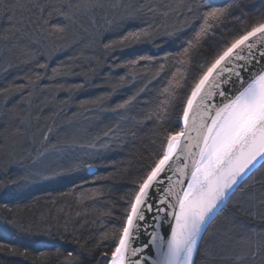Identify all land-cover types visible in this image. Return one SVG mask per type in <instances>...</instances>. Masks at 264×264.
Here are the masks:
<instances>
[{"label": "trees", "instance_id": "trees-1", "mask_svg": "<svg viewBox=\"0 0 264 264\" xmlns=\"http://www.w3.org/2000/svg\"><path fill=\"white\" fill-rule=\"evenodd\" d=\"M46 2L58 6L67 0ZM103 2L108 6L104 11L80 16L74 24L53 12L51 22L69 23V29L65 34L44 36L33 45L35 59L0 38V193H18L14 200L0 199V239L10 245H30L27 256L0 250V264H64L69 251L83 264L109 259L114 225L119 220L107 213L122 211L121 197L155 159L165 129L174 126L168 121L180 125L179 107L163 123L157 122L156 113L163 115L159 105L164 89L179 93L180 103L218 51L250 30L254 17L264 12V0H211L215 6L232 3L233 18L208 28L197 41L206 0ZM7 27V19L0 18V34ZM139 30H147V34L121 42L129 32ZM190 41L188 55H182ZM105 44L111 46L105 48ZM132 97L127 109L119 110L122 115L112 111ZM18 116L30 120L28 135L15 142L10 136L6 140L19 124ZM109 128L116 130L111 139L104 137ZM45 133L50 138L46 142ZM94 140L96 148L82 147ZM52 145L64 151H50L49 161L54 163L37 173L32 159ZM58 165L72 171L53 176L52 168ZM24 175L23 187L11 183ZM245 185L247 192H264V168H258L241 188ZM241 196L237 189L236 197ZM12 219L23 220L32 234L11 228L8 221ZM247 222L264 227L257 221ZM219 224L217 217L205 240ZM33 249L50 255L41 257Z\"/></svg>", "mask_w": 264, "mask_h": 264}, {"label": "snow or ice", "instance_id": "snow-or-ice-1", "mask_svg": "<svg viewBox=\"0 0 264 264\" xmlns=\"http://www.w3.org/2000/svg\"><path fill=\"white\" fill-rule=\"evenodd\" d=\"M206 3L203 22L195 35L197 41L208 28L233 18L232 3L225 6L212 5L211 0ZM106 7L103 0H67L58 6L49 5L46 0H12L11 3L0 0V18L8 21L0 38L6 45L10 43L12 48L35 59L32 46L39 44L44 36L65 34L69 23H76L78 17L93 16ZM148 10L155 11L152 7ZM53 12L69 23L53 24ZM142 33L146 35L147 30L129 32L121 42L129 37L139 38ZM190 47L191 41L182 55L187 56ZM163 96L159 105L163 115L156 113L157 122L163 123L169 112L179 107L182 111L178 120L183 126L168 121L174 126L165 129L155 159L121 197L122 211L107 213L119 223L114 225L110 258L97 264H264V227H252L247 222L253 220L264 225V192L257 195L245 191L247 185L241 188L258 167L264 168V12L254 17L250 30L237 35L230 45L218 51L180 103H177L180 94L174 89L165 88ZM215 96L222 99L209 103ZM134 99L125 100L112 111L122 115L119 110H126ZM17 119L19 124L6 140L10 136L15 142L28 135L30 120L23 116ZM110 134L115 136L116 130L109 128L104 137L111 139ZM49 139L45 133L43 141ZM100 143L107 147L103 140ZM82 147L96 148V140ZM52 150L64 151L56 145L38 151L32 159L37 173L54 163L48 157ZM71 171V167L63 165L52 168L53 176ZM26 181L24 175L11 183L19 188ZM237 189H241V197H236ZM17 195L15 190H6L0 193V199L14 200ZM217 217H220L219 226L205 240ZM166 223L170 227L167 237L162 234ZM8 224L21 233L32 234V228L25 227L23 220L12 219ZM104 236L107 238L108 233ZM0 250H6L8 255L27 256L30 245L15 246L0 239ZM152 251L154 259H150ZM39 255L45 257L50 253L39 251ZM64 264H83V261L69 251Z\"/></svg>", "mask_w": 264, "mask_h": 264}, {"label": "water", "instance_id": "water-1", "mask_svg": "<svg viewBox=\"0 0 264 264\" xmlns=\"http://www.w3.org/2000/svg\"><path fill=\"white\" fill-rule=\"evenodd\" d=\"M221 99H222L221 97H219V96H215V97H213L212 100L209 101V103H216V102L220 101ZM180 126H181V127L183 126L182 121H180ZM193 135H195V133H193ZM177 163L179 164V163H181V162L178 161ZM258 168H259V167H258ZM258 168H257V169H258ZM255 171H256V170H255ZM255 171H254V172H255ZM169 174H171V173H169ZM173 179H176V177L174 176ZM177 187H179V185H178ZM185 187H186V185H185ZM162 234H163L165 237H167V235L170 234V227H169V224L166 223V224L163 226V228H162ZM144 239H147V237H144ZM154 258H155V252L152 251V252H150V259H154Z\"/></svg>", "mask_w": 264, "mask_h": 264}]
</instances>
